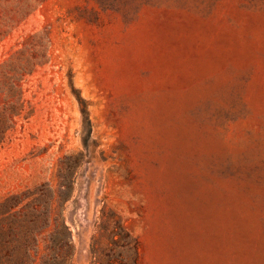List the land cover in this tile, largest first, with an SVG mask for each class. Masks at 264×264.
<instances>
[{
  "label": "rangeland",
  "instance_id": "374dc122",
  "mask_svg": "<svg viewBox=\"0 0 264 264\" xmlns=\"http://www.w3.org/2000/svg\"><path fill=\"white\" fill-rule=\"evenodd\" d=\"M0 264H264V0H0Z\"/></svg>",
  "mask_w": 264,
  "mask_h": 264
}]
</instances>
